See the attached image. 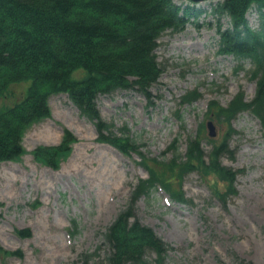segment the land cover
I'll return each instance as SVG.
<instances>
[{"label":"rangeland","instance_id":"1","mask_svg":"<svg viewBox=\"0 0 264 264\" xmlns=\"http://www.w3.org/2000/svg\"><path fill=\"white\" fill-rule=\"evenodd\" d=\"M173 1L202 13L196 20L190 18L183 32H167L157 41L155 54L164 70L151 88L150 102L135 91L122 90L96 102L100 117L112 124L116 134L129 131L141 154L159 161L170 158L167 147L174 139L180 154L184 153L186 138L200 127L204 128L201 146L208 155L206 123L211 122L215 139L225 126L207 118V105L226 107L238 93L249 102L256 88L248 62L236 71L231 57L216 52L215 28L227 27L228 19H216L211 8L223 0ZM247 20L252 28L257 26L254 11ZM26 87L12 85L6 99L0 96V110L19 101ZM192 91L196 100L182 103V97ZM48 105L51 117L24 134L25 155L16 162L0 163V246L22 254V258L0 257V264H73L78 255L92 252L101 243V233L125 208L135 185L148 177L139 155H123L97 141L93 124L66 94L51 96ZM231 124L237 131L229 142L234 157L223 156L221 162L244 173L236 177V193L225 203L214 197L210 183L198 173L185 176L181 184L192 206L172 199L170 203L167 192L156 190L136 202L138 220L171 248L165 264H264V133L248 112ZM64 130L77 142L60 167L51 170L35 162L31 151L58 145ZM217 187L225 190L221 182ZM17 230H28L30 235L19 237Z\"/></svg>","mask_w":264,"mask_h":264},{"label":"trees","instance_id":"2","mask_svg":"<svg viewBox=\"0 0 264 264\" xmlns=\"http://www.w3.org/2000/svg\"><path fill=\"white\" fill-rule=\"evenodd\" d=\"M257 14L256 28L249 26L247 14ZM201 10L181 7L173 0H0V96L10 95L14 84H26L23 97L0 110V162H16L25 154V132L51 117L48 100L66 94L79 114L93 123L97 141L124 155L140 156V165L148 177L135 185L130 200L101 233V243L92 252L81 253L73 264H165L170 251L150 227L142 224L135 205L161 186L170 200L192 206L181 191L182 180L198 173L210 183L212 194L220 202L236 193L235 180L243 170L224 166L223 156L234 157L229 142L237 134L231 121L243 112L260 120L264 130V0H224L212 7L217 19L226 17V28L216 26L219 55L231 56L238 64L249 62L248 73L256 81L254 97L247 102L238 93L226 107L209 105L207 118L223 124L219 138L208 140V155L202 149L204 128L188 137L186 151L180 154L176 139L167 151V160L148 159L129 131L114 132L112 124L99 114L97 99L116 91H135L149 102L151 88L164 67L155 54L157 41L167 32L184 31L190 18ZM241 68V64H240ZM196 91L182 97V103L196 100ZM76 137L64 130L55 146H39L31 151L35 162L53 170L66 160ZM207 158V160H206ZM218 182L225 190H218ZM28 237V230H17ZM154 255V259H148ZM22 258L19 250L0 246V257ZM97 259V260H96Z\"/></svg>","mask_w":264,"mask_h":264},{"label":"water","instance_id":"3","mask_svg":"<svg viewBox=\"0 0 264 264\" xmlns=\"http://www.w3.org/2000/svg\"><path fill=\"white\" fill-rule=\"evenodd\" d=\"M191 1L199 2V1H202V0H191ZM207 127H208V129H209V136H210V137H215V133H214V131H213V127H212L211 122H209V123L207 124Z\"/></svg>","mask_w":264,"mask_h":264}]
</instances>
